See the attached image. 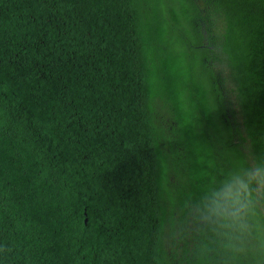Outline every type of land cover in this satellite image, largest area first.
<instances>
[{"label": "trees", "instance_id": "obj_1", "mask_svg": "<svg viewBox=\"0 0 264 264\" xmlns=\"http://www.w3.org/2000/svg\"><path fill=\"white\" fill-rule=\"evenodd\" d=\"M260 161L264 0H0V264H264L199 212Z\"/></svg>", "mask_w": 264, "mask_h": 264}, {"label": "clouds", "instance_id": "obj_2", "mask_svg": "<svg viewBox=\"0 0 264 264\" xmlns=\"http://www.w3.org/2000/svg\"><path fill=\"white\" fill-rule=\"evenodd\" d=\"M264 161L252 162L240 172L228 173L211 188L199 208L202 218L222 227L239 225L264 250Z\"/></svg>", "mask_w": 264, "mask_h": 264}]
</instances>
